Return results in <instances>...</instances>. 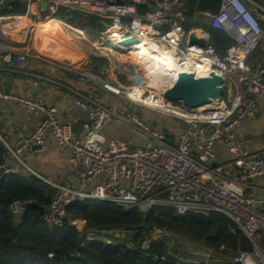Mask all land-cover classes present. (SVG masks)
<instances>
[{
	"label": "built area",
	"instance_id": "built-area-1",
	"mask_svg": "<svg viewBox=\"0 0 264 264\" xmlns=\"http://www.w3.org/2000/svg\"><path fill=\"white\" fill-rule=\"evenodd\" d=\"M28 1L33 10L45 1L47 14L38 21H57L71 35L78 28L57 16L59 8L98 18L105 28L96 37L83 30L87 38L81 40L91 46L95 42L100 44L97 47L107 46L110 44L107 40L113 39L145 41L155 50L168 54L175 67L187 73L196 76L212 73L220 77L223 91L229 93L225 99L212 100L201 110L186 109L180 103L166 101L162 91L146 89L145 81L110 69L108 56L115 58L131 46L109 45L115 54L101 50L103 58L100 56L99 60L103 62L98 73L71 70L123 99L125 105L110 108L89 94L71 90L73 106L86 113L84 133L77 137L72 135L69 124L58 119L56 106L43 98L6 93L0 82V110L2 103L12 102L25 113L40 118L28 134L17 130L10 137L0 128V145L7 152L0 167L13 162L24 165L22 152H42L47 137L68 155L75 185L48 183L55 193L41 213L44 224L51 228L68 226L82 232L86 221L67 212V207L75 201L109 203L123 212L137 211L143 216L171 211L182 218L188 214L215 212L230 219L249 243L248 250L236 251L226 264H264V201L246 195L248 181L264 177V156L244 150L237 137L244 123L255 116L258 102L264 98V65L261 61L255 65L248 62L264 40V8L251 0H221L219 11L210 15V26L227 35L230 43L218 50L208 38L201 45L189 43L190 34L183 28L181 11L184 0ZM151 6L153 11L149 10ZM139 7L144 10L140 11ZM1 8L8 10L11 6L6 0H0ZM22 18L0 13V75L18 73L15 69L26 65L29 56L40 55L33 49L31 38L30 45L26 44L34 24L28 30H15L14 23ZM13 31H16L14 35ZM200 72L204 74L199 75ZM29 75L51 82L46 76ZM118 75L125 76L126 84L119 81ZM33 86L37 87L38 82ZM140 108L177 119L185 127L176 135L171 130L157 129L138 115ZM111 120L124 124L149 144L132 146L122 139L106 140L100 129ZM216 143L227 148L230 154V159L221 166L212 163ZM26 203L29 201L11 203L9 210L15 219L22 216ZM121 231H91L83 243L100 241L102 236L117 237ZM147 233L148 240L142 242L141 249H148L152 240L163 239L168 246L167 230L152 227ZM224 250L221 245L218 252ZM174 258L175 264H220L221 261L210 248L195 249L184 261Z\"/></svg>",
	"mask_w": 264,
	"mask_h": 264
},
{
	"label": "crops",
	"instance_id": "crops-1",
	"mask_svg": "<svg viewBox=\"0 0 264 264\" xmlns=\"http://www.w3.org/2000/svg\"><path fill=\"white\" fill-rule=\"evenodd\" d=\"M6 2L11 6V9L6 10L1 8L0 13L19 15L28 19L31 23L28 24V27L25 28V30H28L31 25L34 24L35 26V24L41 22L38 21V18H43L47 14L46 11H42L40 9V3L38 7L35 8L36 10H33L32 6L29 5L28 0H6ZM185 2L186 0H184L181 11L184 18L183 28L186 32L193 34L195 38L199 40L208 38L209 42L212 31L225 35L223 32L213 29L210 26V12L191 10L185 5ZM139 10L143 11L144 7H139ZM57 16L65 19L70 24L73 23L72 25L78 28L76 30H86L92 33V37H96V33L105 28V24L98 18L93 16H84L82 13L77 11L70 12L64 8H59ZM92 18L96 19V22H92ZM70 20L72 21L70 22ZM19 23L22 27L23 24L21 22ZM23 23L26 24L25 21ZM62 34L56 36V42H59L60 36L65 37L66 40L69 38V41L72 42L78 40L83 41L81 39L73 38L70 36V32L66 30H64ZM225 37L229 40L227 35H225ZM26 39V44L30 45V34L26 37ZM34 40H36V44H38V39L34 38ZM37 46L39 47V45ZM83 50L82 54L85 56L88 55V53H86L87 50ZM40 56L41 55H39V57L35 55L29 56L26 65H21L15 69L19 70L18 73L1 74L0 82L2 83L5 78L10 76L13 78L10 84V92L30 98H43L48 104L56 106L58 110V119L71 126L73 136L82 137L84 133L83 124L86 120V113L73 106V94L71 90L89 94L92 97L99 99L104 106H108L110 108L115 109L125 105L123 99L98 88L83 76H79L72 71L73 69H86L91 70L94 73H98L100 63L103 62V59L99 60L96 64H92L88 58L86 63L83 62L80 64H83L82 69H75L70 68L69 64H65L63 61H46ZM248 60V62L253 65L260 61L262 62V65H264V40L260 42L259 47L253 54L250 55ZM75 61L78 62L76 59ZM120 67H122V69H117L118 72H123L125 74L129 73L130 75V72L124 69L125 67H123V65L120 64L116 68ZM29 74L46 76L51 80V82L47 83L41 81ZM118 79L120 82L126 84L123 75H121ZM35 81L38 82L37 87L33 86ZM45 84H47V86H45ZM40 85L42 86L41 88H39ZM225 93L226 96L229 95L228 92L225 91ZM0 113V128L10 137H12L14 132L17 130L22 131L25 134L32 132L40 119L37 116L25 113L12 102L2 103ZM137 113L144 121L150 123L157 129L171 130L175 135L185 127V125L177 119L160 114H154L145 109L140 108L137 110ZM100 132L106 140L122 139L132 146L149 144V142L139 134L130 130L127 126L116 120L106 122L101 127ZM237 137L241 141V145L244 150L247 152L259 153L264 156V98L258 102L255 116L244 123L242 130L237 133ZM213 150V164L221 166L230 159L229 151L223 145L216 143ZM21 160L24 165L13 162L10 164V170L19 171L22 175L31 174L48 186H50L48 183L59 185L70 184L71 186L75 185L67 153L59 149L49 137L46 138V147L42 152L34 153L31 151H24L21 154ZM248 185L249 187L246 189V195L255 200L264 201V177L252 179L248 181Z\"/></svg>",
	"mask_w": 264,
	"mask_h": 264
},
{
	"label": "trees",
	"instance_id": "trees-1",
	"mask_svg": "<svg viewBox=\"0 0 264 264\" xmlns=\"http://www.w3.org/2000/svg\"><path fill=\"white\" fill-rule=\"evenodd\" d=\"M264 8V0H252ZM92 18V22H96ZM210 43L218 50L230 41L218 32H211ZM6 149L0 145V166L6 157ZM55 190L31 174L22 175L9 170L0 177V264H175L174 256L164 240H152L143 250V230H131L141 222L143 215L137 211L123 212L109 203L75 201L67 207L72 217L84 219L86 229H128L136 246L103 243L93 240L84 242L85 233L75 228L48 227L36 217L38 207L45 209ZM29 201L24 213L15 219L9 207L13 201ZM146 223L181 235L215 252L221 245L225 253L248 250L249 243L241 230L222 214H188L178 218L171 211L159 215L148 213ZM51 254V257L49 255ZM163 257V259H160Z\"/></svg>",
	"mask_w": 264,
	"mask_h": 264
},
{
	"label": "bare ground",
	"instance_id": "bare-ground-1",
	"mask_svg": "<svg viewBox=\"0 0 264 264\" xmlns=\"http://www.w3.org/2000/svg\"><path fill=\"white\" fill-rule=\"evenodd\" d=\"M24 21L26 22V24L23 23ZM19 22L23 24L22 27ZM30 23L31 22L28 19L22 18L20 21H17L14 23V27H16L15 30L18 31L21 29H25L28 27V24ZM35 28L36 29L33 33L32 43H33V49L36 50L39 54L45 55L55 61H59V62L63 61V63L69 64V65L75 64L74 62L75 59L78 61L81 60L82 54L79 53L78 52L79 50H76V49H72L73 51L70 50V54L67 53L68 52L67 50L65 54L56 52L55 51L56 48L53 49L52 47H51L52 52L43 49V47L47 48L50 45V43L55 42L56 40H54V38L57 35L59 36L60 34L64 32L65 29L63 28V26H61L60 23H58L57 21L38 22L37 24H35ZM13 33H15V31L11 32L12 35ZM73 34L75 35H70L73 38H77V39L87 38V35L86 33H84L83 30H75V33ZM34 36L36 39H38V44H36V40H34ZM67 40L69 41V38H67ZM107 41H109L110 44L106 43L105 41V44H108V45L100 46V49L107 51V52H111L113 54H115V52L110 48L109 45L119 44L118 46H123V42H125V40H116V39L107 40ZM37 45H39V47ZM53 45L55 47V44ZM99 45L100 44L98 42L93 43V46H99ZM60 46L61 45H59V47ZM130 46L131 47L130 49H128V51L116 54L121 57H124L125 58L124 61H120L116 57L114 58L113 62L119 61L121 64L122 63L127 64L126 65L127 67H130V68L132 67L135 78L140 81H145L146 83L145 88L148 90L159 92V93L161 91L163 92L165 88H167L172 83L173 80L178 78L180 74L186 72V70L184 69L175 67V65L173 64L168 54L155 50L149 43L145 41L138 40L130 44ZM59 49H62V48H59ZM44 52H46V54ZM198 74L203 75L204 73L200 72ZM204 107L205 105H202L195 109L198 111Z\"/></svg>",
	"mask_w": 264,
	"mask_h": 264
},
{
	"label": "water",
	"instance_id": "water-1",
	"mask_svg": "<svg viewBox=\"0 0 264 264\" xmlns=\"http://www.w3.org/2000/svg\"><path fill=\"white\" fill-rule=\"evenodd\" d=\"M185 5L196 11H207L211 14H216L219 11L221 0H186ZM40 9L42 11L46 10V2H40ZM150 11L154 10V7L149 8ZM136 40L135 38H130L125 40L123 44H132ZM190 44H204V40L196 39L193 34L189 36ZM12 77H7L1 83V89L8 93L10 91V84L12 82ZM98 88H101V85L92 82ZM223 81L220 77L210 74L209 76H196L191 73L184 72L180 74L178 78L172 81V83L165 88L163 91V97L166 101L172 103H180L186 109H195L199 106L206 105L212 100L219 101L222 98ZM47 86V84H45ZM42 86L40 85L39 88ZM104 90V89H103ZM10 170V166L0 167V177L7 171ZM43 208L38 207V213L36 217H39L42 213ZM132 230H151L152 226L146 223V217L143 216L140 224L132 226Z\"/></svg>",
	"mask_w": 264,
	"mask_h": 264
},
{
	"label": "rangeland",
	"instance_id": "rangeland-1",
	"mask_svg": "<svg viewBox=\"0 0 264 264\" xmlns=\"http://www.w3.org/2000/svg\"><path fill=\"white\" fill-rule=\"evenodd\" d=\"M72 20H70L71 22ZM73 24V23H72ZM36 28H34L32 34H30V38L33 40V33L35 31ZM24 29H21L20 31H22ZM16 32V31H15ZM14 35V33H13ZM29 36V34L27 35V37ZM35 38V36H34ZM54 40H56V37L54 38ZM52 44V46H51ZM55 44V47L54 45ZM59 45H61L59 47ZM58 46V48H57ZM67 46V48H66ZM55 49L56 48V52H60L62 54H65L66 50L68 51L67 53L70 54V50L73 51L72 49H76V50H79L78 52L82 54V51H84L83 49L87 50L86 53H90V62H92V64H96L98 63L99 61V57L102 56L100 52H103L101 51V49H99L100 47H97V49H95L93 46H91L88 42H84V41H71V42H68L65 37L63 36H60V40L59 42L55 41L53 43H50V45L46 48V47H43L44 50H48V51H51L52 48ZM74 47V48H72ZM59 48H62V49H59ZM78 48V49H77ZM65 49V50H64ZM54 51V50H53ZM52 52V51H51ZM64 52V53H63ZM46 54V52H44ZM76 53V52H75ZM52 54V53H51ZM41 55V54H40ZM83 56L81 57V60L80 62H76L75 61V64L74 65H69L70 68H75V69H82V65H80L81 63L83 62H87V59L89 58L88 56L89 55H84L82 54ZM41 58H43L44 60L46 61H53V59L45 56V55H42L40 56ZM110 58V62H109V68L110 69H122V67L120 68H116L117 66H119L121 63L119 61L117 62H113L114 60V57H111V56H108ZM117 57L118 60L120 61H124L125 58L124 57H121L119 55H115V58ZM103 58V56H102ZM55 61V60H54ZM53 61V62H54ZM98 65V64H97ZM121 65H123V67H125L124 69H126L128 72H130V75H133L135 77V75L133 74V69L132 67H127L125 63H122ZM135 66V65H134ZM137 74V73H136ZM111 75H115V72H111ZM129 75V73L127 74ZM121 76V75H120ZM119 76V77H120ZM124 76V75H123ZM118 77V76H117ZM118 77V78H119ZM125 78V76H124ZM226 97V93L225 91L223 92L222 94V98L225 99ZM169 117V116H168ZM171 118V117H170ZM85 233V235H87L88 233H90L91 231L88 230V228L86 229H83L82 233ZM148 230H143L142 234H143V241H147L148 240V237H147V233ZM170 233V232H169ZM109 235V234H107ZM117 237H114L113 235H110L108 237L106 236H102V237H99V240L102 241L103 239V243H106L105 241H109L111 244H117V243H122V244H125L127 247L129 248H132L134 246H136V242H134L132 240V231L131 230H128V229H123V231H121V233H119L118 235H116ZM103 238V239H102ZM168 239V248L170 249L169 253L171 255H174L176 256L180 261H184L188 258L191 257V252L195 249L199 250V251H202L204 249H206L203 245H201L200 243H197V242H193L191 240H189L188 238L186 237H183L181 235H177V234H172L170 233L169 236H167ZM159 239V238H158ZM89 242V241H87ZM142 243H140V247L142 246L141 245ZM217 253V257L221 260L220 261V264H226L229 259L233 256V253H225V252H216Z\"/></svg>",
	"mask_w": 264,
	"mask_h": 264
}]
</instances>
